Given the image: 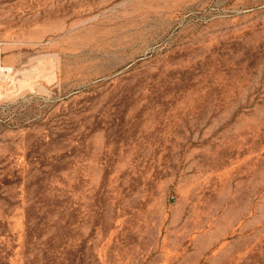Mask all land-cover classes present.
I'll return each instance as SVG.
<instances>
[{
	"label": "rangeland",
	"instance_id": "1",
	"mask_svg": "<svg viewBox=\"0 0 264 264\" xmlns=\"http://www.w3.org/2000/svg\"><path fill=\"white\" fill-rule=\"evenodd\" d=\"M0 264H264V0H0Z\"/></svg>",
	"mask_w": 264,
	"mask_h": 264
},
{
	"label": "bare ground",
	"instance_id": "2",
	"mask_svg": "<svg viewBox=\"0 0 264 264\" xmlns=\"http://www.w3.org/2000/svg\"><path fill=\"white\" fill-rule=\"evenodd\" d=\"M3 74V73H2ZM8 74H10V72H8Z\"/></svg>",
	"mask_w": 264,
	"mask_h": 264
}]
</instances>
